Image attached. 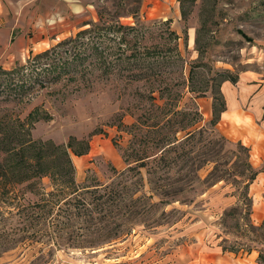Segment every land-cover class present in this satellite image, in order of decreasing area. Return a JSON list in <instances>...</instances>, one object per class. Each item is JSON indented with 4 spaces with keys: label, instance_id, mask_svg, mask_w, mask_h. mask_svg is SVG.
<instances>
[{
    "label": "trees",
    "instance_id": "trees-1",
    "mask_svg": "<svg viewBox=\"0 0 264 264\" xmlns=\"http://www.w3.org/2000/svg\"><path fill=\"white\" fill-rule=\"evenodd\" d=\"M121 1L112 3V9L99 8L96 23H87L89 28L72 38L29 55L22 64L0 68V209H13L9 214L14 227L23 235L14 243L67 249L100 246L127 234L138 222L143 225L159 207L190 202L187 194L198 186L206 190L219 182L241 185L249 216L247 188L258 171L249 165L248 148L230 143L215 130L225 109L220 86L226 81L234 83L236 75L224 71L199 75L195 72L198 64L191 63L184 76L179 36L170 30V21H139L140 0L129 8L120 5ZM180 15L184 21L182 7ZM121 17H131L132 25L120 23ZM195 50L199 58L201 50ZM34 66L45 73L27 74L28 67ZM177 70L179 80L171 82ZM111 78L123 87L139 84L132 93L130 138L121 150L125 168L113 169L106 183L78 189L70 155H85L92 133L79 140L68 137L64 144L33 140L32 125L49 117L36 106L20 119L14 109L24 104L37 80L64 81L73 91H89ZM185 95L186 103L180 104ZM206 95L211 100L210 118L200 124L196 100ZM203 169L206 173L201 178L198 173ZM43 178L48 179L46 192ZM27 194L36 199H26ZM153 223V228L163 226ZM247 224L253 227L249 220ZM262 227L261 223L257 228ZM257 259L260 262L262 257L258 254Z\"/></svg>",
    "mask_w": 264,
    "mask_h": 264
},
{
    "label": "rangeland",
    "instance_id": "rangeland-1",
    "mask_svg": "<svg viewBox=\"0 0 264 264\" xmlns=\"http://www.w3.org/2000/svg\"><path fill=\"white\" fill-rule=\"evenodd\" d=\"M75 1L78 5H89L87 10L93 13V18L85 20L88 24L96 23L99 8L112 9V3L116 4V0H106V4L104 0ZM133 1L124 0L120 5L129 8L134 5ZM20 3L21 0H0V14L10 10L6 24L23 29ZM180 7L186 13L184 21ZM137 16L144 22L170 21V30L179 36L177 42L184 60V76L189 64L197 63L195 72L203 76L223 71L238 76L251 71L264 77V0H140ZM119 21L131 26L133 20L121 17ZM87 28L89 25L78 31ZM196 48L202 53L199 58ZM26 56L19 55L17 60L22 62ZM15 59V56L12 59L0 57V67L8 68ZM37 68L28 67L26 72L31 76L34 73L42 76L45 72ZM178 78L177 70L171 82H178ZM37 82L24 104L14 109L20 119L36 106L49 117L48 121L40 120L32 125L31 139L64 144L68 137L79 140L92 133L88 138L87 153L70 155L77 188L106 183L112 177L113 169L122 171L125 165L121 150L127 148L129 127L133 122L131 112L135 101L132 93L139 84L123 87L117 78H111L95 84L89 91H73L72 86L65 85L64 81L58 84ZM61 84L65 85L64 88ZM187 97L185 95L180 104L186 103ZM196 103L202 124L210 118V97L206 95ZM205 173L206 169H203L198 174L202 178ZM140 174L143 190L147 192L143 170ZM41 184L45 192L49 190L47 178H43ZM240 190L239 184L224 185L222 182L206 190L198 186L195 192L187 194L190 202L159 207L143 225L138 222L127 234L112 242L84 249L23 245L21 241L14 243L13 240L23 236L22 231L14 227V218L9 214L13 209L2 207L0 264H215L218 253H228L222 249L230 250L235 256L252 252L257 263L264 264V227L247 224L246 200ZM25 198L36 199L29 194ZM153 221L163 226L153 228ZM262 224L264 226V221ZM48 250H51L50 254L46 253ZM258 254L262 257L260 262Z\"/></svg>",
    "mask_w": 264,
    "mask_h": 264
},
{
    "label": "crops",
    "instance_id": "crops-1",
    "mask_svg": "<svg viewBox=\"0 0 264 264\" xmlns=\"http://www.w3.org/2000/svg\"><path fill=\"white\" fill-rule=\"evenodd\" d=\"M87 7L89 5H78L75 0H21L19 12L24 17L23 29L6 24L10 10L0 14V57H16L12 63L9 61L10 66L5 70L24 63L29 55L48 49L85 26V20L93 18ZM36 48L38 50L32 53ZM24 54L27 56L22 62L17 60ZM261 76L244 71L236 75L234 83L226 81L221 84L225 109L215 126L216 132L227 141L239 142L248 148L249 165L258 171L247 188L250 199L248 218L257 226L264 221V77ZM215 264L258 263L252 252L238 256L228 252L218 253Z\"/></svg>",
    "mask_w": 264,
    "mask_h": 264
}]
</instances>
